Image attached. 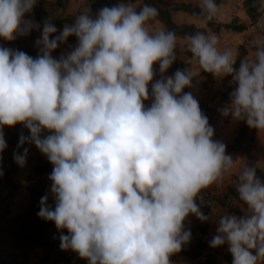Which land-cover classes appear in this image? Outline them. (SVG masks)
Listing matches in <instances>:
<instances>
[{
	"label": "clouds",
	"instance_id": "1",
	"mask_svg": "<svg viewBox=\"0 0 264 264\" xmlns=\"http://www.w3.org/2000/svg\"><path fill=\"white\" fill-rule=\"evenodd\" d=\"M35 4L0 0V38L12 41L38 29L24 19ZM199 9L197 15L211 21L219 5L199 0ZM90 11L83 7L53 39L57 28L46 21L35 58L0 47V153L7 147L3 128L22 124L30 135H21L18 147L31 142L52 164L54 206L42 196L37 215L61 231V250L88 264H172L170 257L191 238L186 217L209 219L196 202L199 194L222 181L234 159L213 140L197 99L183 92L196 74L164 75L176 60L177 36L149 30L157 8L137 11L129 2L95 16ZM257 23L264 28V18ZM69 36L75 46L54 58ZM185 42L203 72L231 77L235 87L221 114L264 131V36L250 41L253 55L238 68V52L221 49L214 33L198 31ZM157 63L161 77L154 81ZM26 154L13 158L23 166ZM236 191L245 214L223 213L210 247L227 244L232 264H262L264 181L254 165L239 173Z\"/></svg>",
	"mask_w": 264,
	"mask_h": 264
},
{
	"label": "trees",
	"instance_id": "2",
	"mask_svg": "<svg viewBox=\"0 0 264 264\" xmlns=\"http://www.w3.org/2000/svg\"><path fill=\"white\" fill-rule=\"evenodd\" d=\"M44 0H36L32 11L27 14L31 16L39 28L35 31H30L29 34L23 36H17L16 39L12 41L4 40L0 38L1 44H11L14 50H20L27 53L33 58L36 57L33 42L38 36L40 38L44 23L50 22L57 28V32L50 36V39L55 38L60 34L58 29L61 27L62 23L67 22L69 25L74 21L72 17L69 16H56L46 12L42 8V2ZM55 5L58 7H64L66 0H53ZM226 0H216L218 5H221ZM136 3L137 11L144 5H151L158 10V16L155 18L158 22L163 25V30H170L176 33V36L186 37L192 35L196 32H210L216 33L220 29L229 31L231 33H238L247 28V26H252L257 24L258 20H261V14L264 9V4L262 0H241V8L244 14L248 18V23H242L237 20L236 17L230 18L226 22L217 21L214 17L211 21L205 20L202 16L197 15L200 9L196 5L184 2H171L165 3L162 0H84L80 6V12L83 7L90 8V14L95 16V14L103 7H112L118 3ZM171 11H182L194 18L204 19L205 23L203 27H197L192 23H176L170 17ZM261 27V26H260ZM264 31V28L261 27ZM75 36H69L66 42L72 47L75 42ZM61 43L58 47L53 50V54L57 53L60 48ZM248 49H253L252 47H247L244 45H238L237 52L238 58L234 67L238 68L240 60L243 59L248 51ZM254 50V49H253ZM184 54L188 58H193L192 54L186 50ZM154 68L159 69L158 63L154 65ZM182 64L177 62L169 67V69L164 73V75H172L176 70L181 69ZM201 75L204 77L203 85L207 82H211L214 76L209 73L200 71ZM235 85L231 82V77L225 76L220 80V89L214 95L215 102L218 105H213L211 101L206 103L202 109V112L208 116H217L221 114V109L224 108L226 104L230 101V93ZM151 89V84H149V91ZM187 88L183 90L186 92ZM150 100L146 101V104H150ZM255 129L249 128L244 121H240L238 127L232 139L229 142L224 143L226 145V154H231L243 150L245 153L246 167L255 166L257 168V176L260 179H264L263 173L260 168L251 159V154L249 149L252 146L251 134ZM6 134V144L7 147L4 149V160L5 163L0 165V208L5 212L7 210L6 203L15 196L19 189V184L14 181L13 175L17 169L18 164L13 158L14 153L24 154V150L27 149V154L25 159L31 157V152L35 153L33 159V164L31 167V172L26 177V182L24 184V189L28 195V203L26 208L13 215L11 220L5 221L3 225H0V234L3 233L6 238V242L9 245V250H0V264H31L29 262L28 253L35 247L40 246L41 248L46 242V236L49 232V228L54 222L45 221L38 217L39 212V202L42 196L47 195L44 189L40 186V183L36 179H32L31 176H41L44 174H49L52 171V164L49 163L47 157L43 155L33 143L25 142L24 144H19L20 136L23 135L28 137L30 135L28 129H26L22 124H16L12 127H7L5 130ZM248 140L246 147L243 145L244 140ZM35 148V149H31ZM263 162H264V145H263ZM48 196V195H47ZM198 203V202H197ZM54 206V203H53ZM203 213L207 216L208 207L203 203ZM220 218V217H219ZM207 221L198 220L197 223V233L194 243L187 249L179 251L182 256L191 259H199L201 261L198 264H215L216 257L211 253H203L206 244ZM63 234L67 235V230H62ZM176 253L170 257L173 260ZM223 259L226 264H232V256L228 252V246L226 244ZM34 264V263H32ZM35 264H88L87 260L81 259L78 254L71 250H61L60 240H53L48 249L43 250L41 255L37 258Z\"/></svg>",
	"mask_w": 264,
	"mask_h": 264
},
{
	"label": "rangeland",
	"instance_id": "3",
	"mask_svg": "<svg viewBox=\"0 0 264 264\" xmlns=\"http://www.w3.org/2000/svg\"><path fill=\"white\" fill-rule=\"evenodd\" d=\"M83 1L84 0H66V4L64 5V7H58V6L55 5L53 0H44L42 2V8L46 12H48L50 14H54L56 16H60V17L69 16V17H72V20L74 21L75 17L77 15H79V13H80V6H81ZM162 1L165 2V3L184 2V3H190L192 5H195V4L199 5V0H162ZM239 5H241V0H231L230 6H229V8H231L230 11L225 12L223 10V12L221 14L222 15H226V13L232 12V13L235 14L234 17H236V15H240V13H241L240 11L243 12L241 6H239ZM231 16L232 15L230 13L228 18L230 19ZM26 18H27V20L28 19L33 20L31 16H26ZM223 18H226V17L224 16ZM236 18L239 21V18L238 17H236ZM171 19L174 22H176V20H177L176 15L173 14ZM247 23H248V18H247ZM65 25H69V24L67 22L62 23V25L58 29V31L61 32ZM147 26L149 27L150 31L156 30V29H160L157 26V21L155 22L154 20H150L147 23ZM247 29H248V32L244 31L242 34L237 35V39L236 40L238 42H240V43L241 42L246 43L247 45H245V46L248 47L249 46V43H248L249 41L263 36V32H262L263 30L258 25V23L255 24V25H252V26H248ZM33 31H35V30H33ZM226 32H229V31H226ZM35 33H36V31H35ZM207 33H210V32H207ZM214 34H216L219 37V40H222L223 38H228L229 37V36H226V37L223 36V38L221 39V36L219 35L218 32H216ZM244 34L246 35L245 37H244ZM246 37L249 38V39H246ZM38 39H39L38 36H36V38H35V40L33 42V49H34V52H35L36 56L39 53V48L36 45V41ZM224 41H229V40H224ZM246 41H248V42H246ZM76 43H77V39L75 38V42H74V45L72 47H74ZM10 47L13 48L12 45H10ZM72 47H70V45L65 41V42L61 43L60 48H59L57 53H55V54L51 53V54H52V56L54 58L58 59L62 54L70 52L72 50ZM178 47H179V51H175V54H176V61L180 63L181 61L178 60V59H183L184 57H186L184 52L187 50V47H186V45H182V44H179ZM221 49H223V48H221ZM191 59L193 60V58H191ZM154 69L156 70V75L154 77V81H155L157 79H160L161 74L159 73V69H157V68H154ZM194 69L196 70V72H198V71L200 72L201 71V69L199 68L198 64L195 65ZM165 76H171V75H165ZM201 87H205V85H203V82L201 83ZM207 100L208 99L204 97L202 101L206 102ZM209 101H211L213 103V105H215V106L218 105V103L215 102V97L214 96ZM201 102L199 103V105L201 104ZM207 118H208V121L211 120L212 118L218 119L219 120V124H218L219 126H224L229 121L233 122V119L231 118V116L225 117L222 114H219L217 116H211V117L207 116ZM238 125H239V123L236 125V128L238 127ZM236 128L234 129V133H235ZM6 129H7V126H5L3 128V134H4L5 141H6V134H5V130ZM258 132H261V131L255 129L253 131V133H250L252 142H253V140H254V138H255V136L257 135ZM48 134L49 133L45 131V132L42 133V136L48 135ZM213 136L216 137V134L214 133ZM263 137H264V134H263L262 138ZM247 143H248V140L246 139L244 147H246ZM31 149H35V148H31ZM249 152H250V150H249ZM228 155H231L233 157V159H234V167L229 172L230 177L228 179L226 178V179H223L220 182L214 183V184L210 185L209 187H207L206 189H203V192H201L200 198L197 199V201H199L198 204L200 205V208H201L202 212H203L202 203L206 204L207 207H208V217H209V219L207 220V228H206L207 244H206V247H205L203 253H211V254H213L216 257L215 264H226L224 262V260H223V253H224L226 244L222 245V246H219V247H215V248L210 247V241L217 234L216 229H217V226H218V223H217L218 222V218H217L218 214L222 215L223 213L226 212V213H229V214H235L237 216H243L245 214V211H246V206L242 205V202L239 200L238 193L236 191L237 177H238L239 173L246 167L245 153L243 152V150H240V151H238L236 153L228 154ZM252 155L253 154H251V159L255 163L261 162L260 163L261 165L259 164V166H258L257 165L258 163L256 165L260 168V170H261V172L263 173V176H264V162H263L262 155H261L259 161L257 160V158L255 159ZM4 157H5V154H4V151H3L2 153H0V165H3L5 163ZM34 157H35V153L32 151L31 152V157L28 160L25 159V163H24L23 166H20L18 164L17 168L20 169V171L16 175V178L13 175L14 181L16 183H18L17 181H19V180L21 182L22 181L26 182V177L31 172V167H32V164H33ZM48 177H49V174H44V175L37 176V177L31 176L32 179H36V180L39 181L40 186L44 189V191L48 195L47 203L50 206H53L54 201H53V197H52V195L50 193L51 181L48 179ZM261 180L264 181V179H261ZM25 196H26L25 192H24V194L23 193L21 194V192L19 193L17 191L15 196L13 198H11L6 203L7 210L5 212H3L2 208H0V225H3V223L5 221L11 220L13 215L23 211L26 208L27 204H26V206L23 205V201L25 199ZM27 203H28V198H27ZM198 220L199 219H197V217L195 215L189 214L186 217L185 221L183 222L184 230H190L191 238H190V241L187 244L182 246L181 250L187 249L188 247H190L194 243L195 237H196V233H197ZM49 234L50 235H55L56 234V230L51 231ZM0 237H4V239H3L4 245L0 247V250H9V245L6 242L5 235L3 233H1ZM47 241L48 240L46 238V242ZM200 261H201V258H199V259L187 258L185 256H182L179 252L176 253L175 258L173 260H171L172 264H198ZM262 263H264V262H262Z\"/></svg>",
	"mask_w": 264,
	"mask_h": 264
},
{
	"label": "crops",
	"instance_id": "4",
	"mask_svg": "<svg viewBox=\"0 0 264 264\" xmlns=\"http://www.w3.org/2000/svg\"><path fill=\"white\" fill-rule=\"evenodd\" d=\"M230 3H231V0H226L225 3L219 5V12H218V14L216 16V20L217 21L226 22L229 19L228 16L230 15V13H231V15L233 17L235 16V14L232 13V12L226 13V15H222L221 14L223 12V10L225 12L230 11V9H231V8H229ZM262 3L264 4V0H262ZM195 5L197 7H199V5H197V4H195ZM239 6H241V5H239ZM240 12H241L240 15H236V17L239 18V22L247 23V16L242 11H240ZM27 14L28 13H26L25 17H24V19H26V20H27V18H26ZM173 14L176 15V17H177L176 23L184 22V23H192V24H194L197 27L204 26V23H205L204 19L194 18V17L190 16L189 14H187L185 12H182V11H171L170 12V17H172ZM262 14H261V18H264V9L262 11ZM52 15H54V14H52ZM224 16L226 18H223ZM153 20L155 22L157 21L156 19H153ZM161 25L162 24L157 21V26L160 29H163V25L162 26ZM244 31L248 32V29L246 28L245 30H243L241 32H238V33L226 32V30L220 29L218 31V33L221 36V39L223 38V36H225V37L229 36V37L228 38H223L222 40H219V42H220L219 43V47L220 48H232L233 50L236 51L238 45H244V46L247 45L244 42L240 43V42H238L236 40L237 39V35L242 34ZM262 32H263V36H264V31H262ZM245 36L246 35L244 34V37ZM246 39H249V38L246 37ZM224 40H229V41H224ZM246 42H248V41H246ZM248 43H249L248 47L249 48L252 47V45L250 44V41ZM179 44L186 45L185 37L177 36V48H176L175 51H179V47H178ZM10 45L11 44H1L0 43V47L10 48V49L14 50V48H11ZM253 52H254L253 49H248V51H247V53L245 55V58L252 56ZM178 60H180L182 62V63L180 62L182 64L181 70H183V69H191L196 74V76H194V78L192 80V86L191 87H187V91L186 92H191L192 95L197 99L198 103H200L203 100L204 97L208 99L206 102L202 101L201 104L199 105L200 109L202 111L204 105L206 103H208V101L220 89V80H221V78L214 77V79L211 82H207L206 83L205 87H201V83L204 81V77L200 74L199 71L196 72V70L194 69V67L197 64V62L194 59L192 60L191 58H188L187 56L184 57L183 59H178ZM238 123H240V121L233 120V122L229 121L224 126H219L218 125L219 124V120L218 119L212 118L211 120H209V125L213 127L214 133L216 134V137L213 136V140H216V141H219V142H223V143L229 142L232 139L233 135H234V129L236 128V125ZM263 134H264V131L263 132L261 131V132L257 133V135L255 136V138H254V140L252 142V146L249 149L250 153L253 154L252 156L255 159L257 158L258 161L260 160L261 155H263V145H264V140H263L264 137L262 138ZM245 142H246V140L243 141V145H245ZM231 154H233V153H231ZM257 163H255V164H257L259 166V164L261 162H257ZM19 171H20V169L17 168L15 173H14V177L15 178H16V175L18 174ZM229 177H230V174L226 173L225 176H224V179H226V178L228 179ZM17 182H18V184L20 186L19 189H18V192L19 193L21 192V194L22 193L24 194V192H25V194H26L25 199L23 201V205L26 206L28 196H27V193H26V191L24 189L25 181L21 182L19 180ZM201 192H203V190ZM199 195L201 196V193ZM196 202L199 203V201H196ZM202 205H203V203H202ZM202 209H203V207H202ZM207 216H208V214H207ZM220 216H221V214H218L217 218L219 219ZM53 230H56V234L55 235H50L49 233L51 231H53ZM60 235H61V231H58L56 226H55V224H52L50 226L49 232H48V234L46 236L48 241L45 242L43 247L41 248L40 246H35V247H33V249H31V251H29V253H28L29 262L31 264L34 263V262L36 263L37 258L41 255L42 251L48 249L49 244L53 240L59 241ZM3 239H4V237H0V247L4 245ZM262 264H264V263H262Z\"/></svg>",
	"mask_w": 264,
	"mask_h": 264
}]
</instances>
